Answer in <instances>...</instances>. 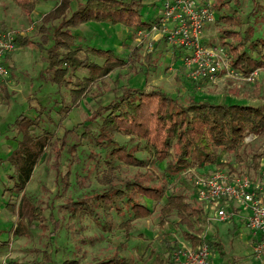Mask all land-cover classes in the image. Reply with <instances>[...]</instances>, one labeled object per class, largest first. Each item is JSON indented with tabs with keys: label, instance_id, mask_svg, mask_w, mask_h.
I'll return each mask as SVG.
<instances>
[{
	"label": "trees",
	"instance_id": "trees-1",
	"mask_svg": "<svg viewBox=\"0 0 264 264\" xmlns=\"http://www.w3.org/2000/svg\"><path fill=\"white\" fill-rule=\"evenodd\" d=\"M14 1L25 12L31 13L40 0ZM73 1L59 0L58 4L45 14L43 22L38 27L44 37L43 40H34L33 37L18 32L15 43L17 47L30 43L39 45L47 62L46 77L60 86H68L73 103H77L91 87L99 88L97 94L105 93L104 86L107 84L105 77L116 68L127 65L134 67L136 59L127 57L111 47L76 43L78 36L73 29L92 20L122 23L143 29L151 28L152 21L144 18L143 0H77L75 7ZM231 1L217 0L215 3V7L221 10L218 14L219 20L227 22V25L220 29V39L228 49L231 64L244 73L264 68V34H256L260 20L264 19V0H252L253 8L246 18L238 9L230 6ZM233 2L237 6L241 5V0ZM227 7L231 11H226ZM50 21H54L51 27L47 25ZM5 27L7 25L4 23L0 25V28ZM171 48L178 49L173 45ZM14 52H11L6 60L10 72L13 69L10 61ZM92 56L102 58L103 61H97ZM79 68L87 69L88 73L80 78L76 75ZM116 94L108 103L100 104L93 112L91 119L96 121V127H87L83 131V135L91 142L105 150L103 155L107 168L100 176V181L107 188L103 192H96L89 199L68 196L63 206L70 210L72 215H93L97 219H100L97 206L103 207L104 210L114 207L120 214L129 211L133 218H142L152 213V208L141 199L142 196H146L161 201L162 227L167 224L171 215L175 214L178 223L184 226L182 233L184 238L194 244L207 241L221 256H226L224 262L241 264L237 256L227 250L219 235L215 238L204 235L208 224V211L203 201L196 196L198 202L189 199L182 188H173L166 193L165 184L149 182L151 174L147 171L137 170L131 176H121L116 173L120 168L117 161L135 166H150L155 161H166V167L175 174L192 165L232 166L235 161L258 169L264 150L251 151L250 143L245 142V137L251 133L258 136L264 134V103L213 101L195 95L190 96L187 102L179 103L176 97L156 85L149 88L122 85L120 92ZM0 98L5 103L11 98L7 80L2 78ZM69 107L70 104H62L59 111L65 113ZM42 109L44 108L36 115L21 113L11 123L17 132L15 137L18 135L20 137L17 146L4 158L12 165L8 176L13 183L8 186L10 196L6 203L8 208L17 213L14 232L21 236L29 235L31 226L46 219L44 206L35 202L27 192V185L36 165L46 148L53 147V130L44 125ZM118 133L128 135L129 140L137 142L120 141L117 138ZM63 143L65 145L66 140ZM68 145L69 152H74L78 147L77 142ZM141 149H147L150 157L138 155L137 152ZM224 151L232 154L235 160L226 162L221 160L220 154ZM91 154L93 155V151ZM100 155L102 153L99 152L98 156ZM70 173L69 170L68 175L63 176L65 186L70 183L68 182ZM12 196L18 197V200H13ZM133 221L132 218H126L120 223L125 229L127 240L130 239ZM54 223L57 227L58 219H55ZM88 241L93 243L95 238H89ZM178 245L177 239L172 242L167 239L168 254L156 253L151 264H173L171 254ZM151 255L153 254L150 253L148 257ZM75 262L76 259L65 260L67 264ZM16 263L22 264L18 261ZM94 264L137 263L129 254L115 250Z\"/></svg>",
	"mask_w": 264,
	"mask_h": 264
},
{
	"label": "rangeland",
	"instance_id": "rangeland-1",
	"mask_svg": "<svg viewBox=\"0 0 264 264\" xmlns=\"http://www.w3.org/2000/svg\"><path fill=\"white\" fill-rule=\"evenodd\" d=\"M143 1L145 3L144 18L158 25L155 20L162 14L165 0ZM58 2L59 0H40L35 9L27 13L14 0H0V25L4 23L7 25L5 28L15 29L19 33L33 37L34 40H43L44 37L38 27L43 22L45 14ZM214 2L216 3L217 0ZM76 5L77 0H74L73 7ZM230 6H234L246 18L253 8V2L241 0V5L237 6L232 0ZM225 10L231 11L229 7ZM220 12L221 10L216 8L214 21L205 27L206 37L218 43H222L220 29L227 25L226 21L219 20ZM52 24L54 21L47 22L49 27ZM172 24L169 23L170 26ZM258 28L256 34H264V19L260 20ZM73 30L78 36L76 43H82L85 46L111 47L127 57L136 59V62L134 67L127 65L112 70L105 77L107 82L104 86L105 93L97 94L99 88L91 87L92 89L89 88L77 103H73L68 86H60L46 77L47 62L43 58V50L39 45L30 43L16 48L10 61L13 69L7 80L11 98L7 103L0 98V113L7 112L2 117L5 122L3 128L9 127L7 131H10L12 139L18 143L20 135L15 137L17 132L11 123L21 113L36 115L41 108H44L42 109L44 125L53 130L54 139L53 147L46 148L27 185V192L35 202L44 206L46 215L42 223L37 221L31 226L29 235L21 236L14 232L18 216L7 207L6 203L10 196L8 185L11 186L13 183L9 181V176L8 182H5L4 176L0 175V264L4 259L15 264H17L16 261L22 264H67L65 263L67 259L77 260L72 264H94L115 250L129 254L137 264H151L156 253L168 254L167 239L171 242L177 239L179 242V238H184L182 235L184 226L178 223V217L175 214L171 215L164 227L160 225L161 201L142 196L141 199L152 208V213L142 218H133V214L129 211L120 214L114 207L104 210L103 207L97 206L96 208L100 211V219H97L93 215H72V212L63 206L68 196L75 199L78 197L89 199L96 192H103L107 188L100 181V176L107 168L103 155L105 150L97 147L86 135H83L85 128L96 127V121L91 119L93 112L100 104L108 103L117 92L119 93L122 85L143 88L160 86L176 97L179 103L187 102L193 95L213 101L264 103V68H258V75L252 81L242 76H231L222 72L215 80L194 81L186 74L178 49L172 50L167 37L160 35V30L136 29L122 23L93 20ZM92 58L103 61L97 56ZM87 73L88 70L85 68H79L76 71V75L80 78ZM92 86L95 85L92 84ZM62 104H70L65 113L59 111ZM117 138L120 141L137 142V140H129L128 135L121 133L117 134ZM74 142L78 143V147L74 152H69L68 144ZM245 142L250 143L251 151L264 150V134L260 136L248 134ZM99 152L102 155L98 156ZM137 153L140 156L150 157L147 149L138 150ZM234 158L226 151L220 154V159L225 162L234 161ZM117 164H120V168L116 170V173L121 176H131L137 170L147 171L151 174L149 182L157 185L165 184L166 193L173 188H182L189 199L198 202L195 198L192 175L193 171L199 168V164L189 166L179 174L171 172L166 167V161H155L150 166L127 165L120 161H117ZM201 169H209V166ZM8 170L11 169L8 168ZM69 170L71 173L68 176V182L70 183L65 186L63 176H67ZM4 189L5 194L2 195ZM12 199L17 201L18 197L12 196ZM236 209L239 213L233 220L207 221L204 233L209 238L219 235L227 250L234 253L241 264H264V252L262 257H257L253 252L250 242L251 234L243 217H240L242 206ZM126 218L134 220L128 240L125 229L120 225ZM55 219H58L57 227H55ZM105 223L106 225H103ZM12 234L13 242L10 244ZM89 238H95V241L92 243L88 241ZM150 253L153 255L148 257ZM216 254L221 264L228 263L224 262L227 259L226 256H221L217 250Z\"/></svg>",
	"mask_w": 264,
	"mask_h": 264
},
{
	"label": "built area",
	"instance_id": "built-area-1",
	"mask_svg": "<svg viewBox=\"0 0 264 264\" xmlns=\"http://www.w3.org/2000/svg\"><path fill=\"white\" fill-rule=\"evenodd\" d=\"M216 16L214 0H165L158 25L151 28L167 37L169 43L178 47L186 74L194 81L215 80L219 73L242 76L252 81L258 69L250 73L237 70L231 64L228 49L209 40L205 27ZM169 23H173L171 26ZM162 24V25H161ZM15 29L0 28V78L8 80L11 72L7 56L16 50ZM253 134V133H251ZM223 160V159H222ZM209 166V169L202 170ZM193 171L195 196L206 205L207 220L229 221L240 211L252 236L255 255L264 252V155L258 169L238 161L229 165H199ZM205 236L206 233L204 234ZM13 242V234L10 238ZM178 247L172 252L173 264H221L216 250L207 241L194 244L189 239L179 238ZM2 264H15L7 259Z\"/></svg>",
	"mask_w": 264,
	"mask_h": 264
},
{
	"label": "crops",
	"instance_id": "crops-1",
	"mask_svg": "<svg viewBox=\"0 0 264 264\" xmlns=\"http://www.w3.org/2000/svg\"><path fill=\"white\" fill-rule=\"evenodd\" d=\"M3 112H4V110H3ZM5 113H7V112H4V114L0 113V168H1L0 169V171H1L0 175H3L4 178L6 179L5 182H8V173L10 172L8 170V168H12V165L10 164V166H9V163L7 165V162L6 163L4 162L5 161L4 158H6L11 153V151L16 147L17 143H16L15 139L14 140L12 139L13 136H11L9 134L10 131H7L9 127H7V129L3 128L5 122H3L2 117H4ZM4 194H5V189L2 191V195H4ZM240 217H242V216H240ZM242 219H244V218H242ZM243 221H245V220H243ZM251 238H252V236H251ZM250 242L252 243V239L250 240ZM252 246H253V244H252ZM263 258H264V253H263Z\"/></svg>",
	"mask_w": 264,
	"mask_h": 264
}]
</instances>
